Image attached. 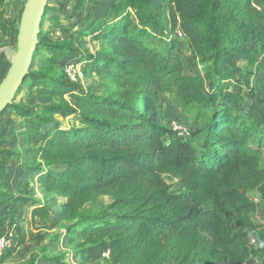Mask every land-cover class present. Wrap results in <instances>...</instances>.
<instances>
[{"label": "trees", "instance_id": "obj_1", "mask_svg": "<svg viewBox=\"0 0 264 264\" xmlns=\"http://www.w3.org/2000/svg\"><path fill=\"white\" fill-rule=\"evenodd\" d=\"M120 1L116 18L127 10L133 18L127 14L112 27L108 51L83 55V66L100 77L105 95L85 94L80 83L71 82L65 67L80 53L39 31L31 65L40 48L48 57L42 69L29 71L15 98L30 84L71 104H48L36 112L13 101L6 108L20 120L13 131L1 113L0 229L12 227L19 237L23 209L32 202L26 189L13 187L18 167L35 176L42 194L62 199L59 211L76 222L80 245L108 251V264H246L250 257L264 264V226L253 221L251 200L257 192L264 207V95L258 96L264 80L256 65L264 53V0ZM47 10L48 4L43 18ZM0 31L7 38L17 33L5 21ZM167 32L173 34L165 48L160 40ZM177 32L194 57L208 63L203 78L183 73ZM50 65L57 71H49ZM166 96L181 113L176 122L195 111L194 121L204 125L189 129L188 136L173 131L164 112ZM246 99L249 112H243ZM56 116H78L79 125L65 126ZM7 136L22 151H7ZM22 158L32 164L21 165ZM43 163L59 172L45 170ZM164 175L175 180L177 194L170 193ZM102 196L110 199L105 208L84 210ZM49 214L37 206L30 218L45 221Z\"/></svg>", "mask_w": 264, "mask_h": 264}, {"label": "rangeland", "instance_id": "obj_2", "mask_svg": "<svg viewBox=\"0 0 264 264\" xmlns=\"http://www.w3.org/2000/svg\"><path fill=\"white\" fill-rule=\"evenodd\" d=\"M234 2H237L234 0ZM26 0H6L0 8V21L14 23L18 31L20 17ZM121 6L120 0H67L61 2L59 0H50L48 2V10L41 21L40 31L43 35H47L49 39L57 43H69L73 49H76L80 55L73 56L71 62L66 64L65 70L72 67L75 80L80 83V88L85 94L89 95H105L103 92V81L98 75L90 71L85 66L86 59L84 54L93 57L101 56L104 52L110 49L107 44L108 36L114 34L112 27L118 25L123 18L129 14L131 18L132 12L127 10L125 14L116 18L115 11L117 5ZM166 23L170 21L166 18ZM127 21H124L123 28ZM110 29V30H109ZM173 33L167 32V36L163 37L161 43L167 48L168 41L171 40ZM17 35V33H16ZM16 35L11 38L5 37L0 31V44L10 46L13 49L16 47ZM167 40V41H166ZM177 52L181 59L183 73L195 78H203L208 66L201 58L194 57L187 42L181 39L178 44ZM175 53V52H174ZM48 54L43 48H40L38 54L30 66V70H40L44 67V60ZM84 58V59H83ZM74 61H77L76 63ZM100 62V61H99ZM238 65L244 66L245 62L237 61ZM82 66V69L80 67ZM84 65V66H83ZM9 68V63L4 56L0 54V82L5 77ZM258 78L263 82L264 65H260ZM49 71H57L55 65L48 67ZM254 71V68H251ZM83 71V72H82ZM107 81V80H106ZM257 80L251 79L252 85H255ZM75 83V82H73ZM257 84V83H256ZM41 87L32 88L30 84H25L20 89L14 103H22L25 106L32 107L36 112H40L44 105L56 103H70V99L64 97H50L40 91ZM53 89V88H52ZM262 85H258V96L261 95ZM245 93V91H244ZM247 97V96H246ZM257 99H259L257 97ZM250 101V98L248 97ZM244 101L245 108L243 112H249V101ZM242 105V107L244 106ZM74 106V105H73ZM80 113H85L79 106H74ZM164 112L167 114L169 122H174L175 119L181 116L179 110L173 105L169 97H164ZM4 121H11L9 125L12 127L10 131L16 130L17 125H20V120L14 115L10 108L2 112ZM264 114V110L262 112ZM195 111L191 113L188 120H182V124L192 130L201 128L206 121H194ZM55 120L65 126L78 127L80 121L78 116H73L69 119L62 120L55 117ZM6 124L3 122V125ZM13 124H15L13 126ZM8 125V123L6 124ZM2 127V126H1ZM18 133H15L16 141H18ZM10 136L6 137L8 141L7 151L18 153L22 151L21 145L18 142L10 141ZM38 143H33L32 147H36ZM4 151V150H3ZM6 151V150H5ZM261 167H264V152H262ZM2 155H0V158ZM21 165L32 164L27 163L25 158L21 159ZM44 169H50L54 173H58L57 166H46L42 164ZM13 183L17 190L26 189L32 202L23 209V216L19 221L21 227L20 236L23 239V244H20V238L16 237L14 248L5 253L0 258V264H108L107 258L104 256L106 250L98 246H81L82 239L79 235V227H75V221H67L64 214L59 211V206L62 199L53 194H42L38 187L35 186V176H27L26 172L13 171ZM170 185V193H178V185L170 178L164 179ZM26 182H31L27 185ZM25 183V184H24ZM24 185V186H23ZM23 187V188H22ZM257 192H252L251 197H256ZM110 204V199L107 196L98 198L97 202L92 205L85 206L84 210L97 212ZM46 206L49 217L45 221L40 219L31 220L30 213L34 207ZM254 221V220H253ZM255 222V221H254ZM256 223V222H255ZM255 258L247 261V264H261Z\"/></svg>", "mask_w": 264, "mask_h": 264}, {"label": "water", "instance_id": "obj_3", "mask_svg": "<svg viewBox=\"0 0 264 264\" xmlns=\"http://www.w3.org/2000/svg\"><path fill=\"white\" fill-rule=\"evenodd\" d=\"M50 0H26L16 35V47H0L9 63L5 77L0 82V115L10 106L23 80L30 71L31 62L38 45L40 24L45 7Z\"/></svg>", "mask_w": 264, "mask_h": 264}, {"label": "built area", "instance_id": "obj_4", "mask_svg": "<svg viewBox=\"0 0 264 264\" xmlns=\"http://www.w3.org/2000/svg\"><path fill=\"white\" fill-rule=\"evenodd\" d=\"M177 36L179 39H182V34L180 32H177ZM257 64L264 65V53L259 55L256 58V65ZM65 73H66L67 78L71 82H76L75 76H74V71L72 70V67H69L67 70H65ZM261 92L264 95V85L262 86ZM169 124H170L169 126L171 127V129L175 132H178V134L180 136H188L189 135L188 128L185 127L183 124H179L176 121L170 122ZM251 200L256 205V210L252 214V218L257 224L264 226V207L261 204V201L258 197V194L254 198L251 197ZM14 243H15L14 228L7 227V228L2 229V230L0 229V257L5 255V253L14 246ZM104 256L106 258L108 257V251H105ZM251 258H255L256 260L258 259L256 257H250V259ZM258 260H260V261H258L260 263L261 259H258ZM246 264H247V262H246Z\"/></svg>", "mask_w": 264, "mask_h": 264}, {"label": "crops", "instance_id": "obj_5", "mask_svg": "<svg viewBox=\"0 0 264 264\" xmlns=\"http://www.w3.org/2000/svg\"><path fill=\"white\" fill-rule=\"evenodd\" d=\"M3 56V55H2ZM264 72V71H263ZM264 76V75H263ZM263 80H264V77H263ZM262 152H264V151H262ZM262 152H261V154H260V164H261V159H262ZM165 178H170L171 180H173L171 177H169V176H167V175H164L163 176V180L165 179ZM165 181V180H164ZM173 181H175V180H173ZM166 182V181H165ZM167 184H169L168 182H166ZM177 194V193H176ZM165 264H172L171 262H166Z\"/></svg>", "mask_w": 264, "mask_h": 264}]
</instances>
